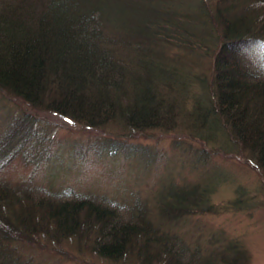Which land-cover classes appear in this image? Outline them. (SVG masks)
<instances>
[{
    "label": "trees",
    "instance_id": "obj_1",
    "mask_svg": "<svg viewBox=\"0 0 264 264\" xmlns=\"http://www.w3.org/2000/svg\"><path fill=\"white\" fill-rule=\"evenodd\" d=\"M0 99L87 130L187 131L174 137L199 145L190 171L200 182L206 145L240 148L264 187V0H0ZM4 124L0 264H249L240 239L192 220L216 213L223 179L168 183L119 223L114 210L56 187L63 171L44 160L38 121ZM137 150L146 168L149 150ZM243 194L224 209H249Z\"/></svg>",
    "mask_w": 264,
    "mask_h": 264
},
{
    "label": "rangeland",
    "instance_id": "obj_2",
    "mask_svg": "<svg viewBox=\"0 0 264 264\" xmlns=\"http://www.w3.org/2000/svg\"><path fill=\"white\" fill-rule=\"evenodd\" d=\"M9 100L11 106L5 107L0 99V133L5 131L6 116L10 124L24 114L33 117L43 129L40 139L46 138L44 160L48 156V161L63 171L58 172L59 176L55 175L56 187L72 188L83 198L114 210L119 223L130 221L128 207L136 199L157 202L156 197L168 183L189 188L192 182L209 186L214 178V182L223 179L226 183L220 184L212 195L211 203L217 207L216 213L197 212L192 220L208 229H224L227 235L241 240L249 254V264H264V187L257 172L248 166L250 156L245 150H225V153H232L226 155L224 145L218 142L215 143L217 146L206 145V156L210 157L203 170L206 165L210 171L205 175V182H200L197 172L190 171L191 166L194 170L198 168L190 154L199 149V145L189 136L174 137L178 136L176 134L190 135L187 131L166 133L151 129L136 132L122 128L118 123L87 130L58 114L35 109L19 100ZM121 144L126 146L125 150L120 148ZM137 149L149 150L150 162L145 164L146 168L141 159L134 158L133 152ZM237 189L244 192L242 197L250 201L251 207L247 210L224 209L236 200ZM71 197L73 193L69 191L64 199ZM179 239L182 242L179 240L177 247H181V253L186 259L195 261L199 255H190L191 245L187 246V241Z\"/></svg>",
    "mask_w": 264,
    "mask_h": 264
}]
</instances>
